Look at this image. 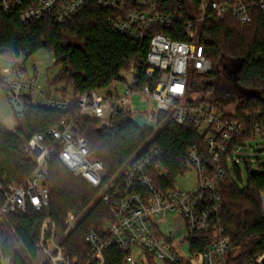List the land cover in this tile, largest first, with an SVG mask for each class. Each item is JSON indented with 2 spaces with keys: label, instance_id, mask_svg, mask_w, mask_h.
<instances>
[{
  "label": "trees",
  "instance_id": "16d2710c",
  "mask_svg": "<svg viewBox=\"0 0 264 264\" xmlns=\"http://www.w3.org/2000/svg\"><path fill=\"white\" fill-rule=\"evenodd\" d=\"M177 4H183V14L188 20L193 19L197 11L196 0H160L159 7L166 12ZM21 10L18 8L7 14L0 2V56L18 64L17 60L25 62L40 51L53 53L55 65L61 70L52 83L63 85L64 95L71 86L73 96L68 100L70 107L66 112L49 106H36L34 99H28V113L17 121L15 129L9 130L0 122V182L4 189L0 192V208L5 204V191L12 185L24 186L36 168L29 147L32 137L46 133L65 118L75 121L88 142L92 156L104 164L107 175L103 185L115 180L116 189L121 192L126 171L150 148L157 147L162 152L161 159L152 168L153 181L162 192L172 189L176 179L188 172L187 155L192 148L197 147L205 160H209L206 136L192 125L175 123L170 110L156 113V131L135 124L131 114L119 115L111 128H100L98 122L78 116L81 95L102 91L114 82H121V73L140 59V84L145 83L151 37L162 33L174 40L185 41L182 21H178L173 29L158 28L145 39L136 41L112 27L110 21L115 18V12L96 3L88 4L78 16L62 25L56 24L50 15L23 23ZM200 28V40L206 46L213 71L190 76L189 97L200 103L218 104L225 117L238 121L245 130V138H250L249 132L256 123L264 120V11L254 10L252 22L246 26L239 25L230 16L225 20L204 22ZM235 61H240L235 84L247 93L238 97L239 103L231 111V100H208L207 96L212 94L213 82L218 78L220 68ZM47 143L56 149L48 168L49 209L44 212L29 209L25 214H10L5 218L0 225V264H26L25 259L36 261L41 254L42 226L47 220L55 223L56 241L64 247L66 256L76 259L78 264H86L89 259L85 238L91 230L103 239L109 237L104 226L112 219V205L100 199L101 188L94 189L85 180L74 177L60 161V146L51 139ZM239 181L242 182L241 176L235 169L233 175L224 178L220 190V218L232 245L228 264H248L264 256L261 204L264 171L254 173L247 169L244 189ZM69 213L75 215L77 224L65 238ZM12 239L21 244L23 257ZM211 240L212 235L191 234L188 238L190 252H203ZM128 255L111 246L105 252V264H126ZM146 261L147 264H155L150 256H146Z\"/></svg>",
  "mask_w": 264,
  "mask_h": 264
},
{
  "label": "built area",
  "instance_id": "2783aa9c",
  "mask_svg": "<svg viewBox=\"0 0 264 264\" xmlns=\"http://www.w3.org/2000/svg\"><path fill=\"white\" fill-rule=\"evenodd\" d=\"M7 14L21 8L23 23L52 16L53 21L62 25L74 19L90 3H96L116 13L110 23L122 35L136 41L143 40L155 29H173L178 21L184 23L182 34L185 41L157 33L150 39L147 55L148 69L145 83L140 84L142 60L135 61L121 73V88L101 95L100 91H89L78 99L80 119L96 121L100 128H111L119 115L136 113V101L155 103L159 111H172V118L179 125L189 124L206 136L208 158L200 150L192 148L187 155L188 171L197 174V185L191 191L174 186L162 192L152 178V168L162 157L157 147L150 148L144 156L135 161L126 171L122 181V192L116 189V181L104 184L107 171L101 160L95 159L85 137L80 133L74 120L62 119L46 133H38L29 143L34 155L36 168L24 186H10L5 191V204L0 208V225L10 214H25L29 209L44 212L50 206V190L47 186L48 168L51 156L56 150L47 143L53 140L60 146L59 158L62 165L76 178L85 180L94 189L101 188L100 199L112 205V219L104 226L109 235L103 239L91 230L85 243L89 248L86 264H105V252L117 247L129 254L126 264H139L135 252L139 251L146 260L152 257L168 264H228L232 245L225 235L220 218L222 210L221 185L224 178L239 171L238 162H244L247 169L261 172L258 165H252L244 158L250 150V142L264 136V120L256 123L245 138V130L238 121L225 117L218 104L200 103L189 97V79L192 74L206 75L213 71V64L207 56L206 46L200 40V24L225 20L233 17L241 26L252 22L254 10L264 11V0H196L197 11L193 19L183 14V4H177L170 11L160 9V0H0ZM38 75L28 76L19 68L14 78L7 81L9 102L13 114L22 118L28 113V99L37 95L47 100L49 107L66 112L70 102L46 98L43 87L37 84ZM176 85L182 91L173 92ZM156 121V117H153ZM133 120V118H132ZM134 121V120H133ZM144 128V127H141ZM157 130V122L154 128ZM243 139L240 141V139ZM103 186V188H102ZM0 182V192H3ZM264 214V192L261 194ZM173 218L176 231L164 234L161 225ZM77 224V218L69 213L66 220V238ZM181 230V236L178 235ZM191 234L212 235L211 242L201 253L185 256L177 246L181 237L190 250L188 238ZM39 249L48 264H78L68 258L61 243L56 241V225L51 220L43 223ZM236 252L235 254H237ZM264 256L248 264H263ZM8 264V262H6ZM1 264H4L2 262Z\"/></svg>",
  "mask_w": 264,
  "mask_h": 264
},
{
  "label": "rangeland",
  "instance_id": "374dc122",
  "mask_svg": "<svg viewBox=\"0 0 264 264\" xmlns=\"http://www.w3.org/2000/svg\"><path fill=\"white\" fill-rule=\"evenodd\" d=\"M18 64H15L12 60L0 56V122L9 130H13L14 125L17 126V121L21 118H17L11 109L8 96V84L14 78V70L16 68L24 70L28 76L37 73L38 80L37 84L43 87V92L46 98L52 100H69L73 96V89L71 86L68 87L67 93L64 95L62 92L63 85L53 84L52 81L59 74L61 68L55 65V58L53 53L40 51L37 54L30 57L28 60L23 62L22 60H17ZM240 66V61H235L231 65H226L220 68L218 78L213 82L212 94H208L207 99H221L226 98L231 100L229 109L233 111L238 105V97L241 94H246L247 92L241 91L237 88L235 84V79L237 77V71ZM121 88L119 82H114L111 86L105 90L100 91L101 95L113 92L115 88ZM139 97H136V113L132 116L133 120L140 127L144 128H154L156 121L152 116V111L157 110L155 103H143L138 101ZM34 104L36 106H49L46 99L42 96L37 95L34 98ZM250 147L253 149V153L250 150L247 151L248 154H244V158L247 159L252 165H258L262 171H264V136L256 137L250 142ZM238 167L242 172L244 183L238 182L242 189L246 186L247 180V165L244 162H238ZM197 185V174L195 171H188L185 175L179 176L176 179V186L183 190L191 191L195 189ZM15 186V185H12ZM3 224V222H2ZM161 231L164 234L169 232L175 233V223L173 218H169L167 223L162 224ZM3 228L7 231V228L3 225ZM13 244L19 249L22 257L23 251L21 250V244L18 240L12 239ZM143 257V256H142ZM139 259V264H142L141 257ZM46 261V257L40 254L38 259L34 262H29L25 259L26 264H43ZM4 264H7L4 262ZM144 264V263H143ZM155 264H166L164 262L155 260Z\"/></svg>",
  "mask_w": 264,
  "mask_h": 264
},
{
  "label": "crops",
  "instance_id": "0c3cea01",
  "mask_svg": "<svg viewBox=\"0 0 264 264\" xmlns=\"http://www.w3.org/2000/svg\"><path fill=\"white\" fill-rule=\"evenodd\" d=\"M119 85H121V84H119ZM116 89H119L118 87L117 88H115V90ZM114 90V91H115ZM113 91V92H114ZM111 93V92H110ZM135 99V101L137 102V100H136V98H134ZM139 100V99H138ZM146 104V103H145ZM133 121V120H132ZM135 124H136V122L135 121H133ZM16 127V125H14V128ZM176 230V229H175ZM168 234H171V232H169ZM173 234V233H172ZM178 235L179 236H181V230L179 231V233H178ZM177 246L179 247V248H182V253L185 255V256H188L191 252H190V250H189V247L187 246V245H184L183 244V242H182V240H181V237H178V239H177ZM42 254V253H41ZM135 254H136V256H140L141 258H144V257H142L141 256V253L139 252V251H136L135 252ZM155 261V260H154ZM147 264V261L146 260H144V259H142V264Z\"/></svg>",
  "mask_w": 264,
  "mask_h": 264
},
{
  "label": "snow or ice",
  "instance_id": "6c2138e0",
  "mask_svg": "<svg viewBox=\"0 0 264 264\" xmlns=\"http://www.w3.org/2000/svg\"><path fill=\"white\" fill-rule=\"evenodd\" d=\"M173 92H179L182 91V87L180 85H176L175 87L172 88Z\"/></svg>",
  "mask_w": 264,
  "mask_h": 264
},
{
  "label": "water",
  "instance_id": "95a60500",
  "mask_svg": "<svg viewBox=\"0 0 264 264\" xmlns=\"http://www.w3.org/2000/svg\"><path fill=\"white\" fill-rule=\"evenodd\" d=\"M152 116H153V117H156V113L153 112V113H152ZM253 172L255 173L256 171H253Z\"/></svg>",
  "mask_w": 264,
  "mask_h": 264
}]
</instances>
